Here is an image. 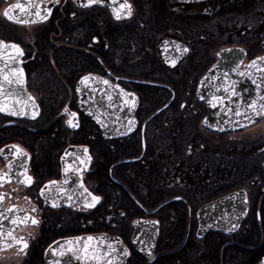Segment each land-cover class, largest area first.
I'll use <instances>...</instances> for the list:
<instances>
[{"label":"flooded vegetation","instance_id":"flooded-vegetation-1","mask_svg":"<svg viewBox=\"0 0 264 264\" xmlns=\"http://www.w3.org/2000/svg\"><path fill=\"white\" fill-rule=\"evenodd\" d=\"M28 1L44 11L51 7V15L16 25L3 12L19 0H0V39L24 50L25 93L39 114L0 111V149L7 162L24 165L14 171L26 167L35 183L26 188L13 176L0 193L11 197L3 209H22L19 216L40 223L14 231L29 244L27 255L6 245L0 264L64 261L59 255L48 260L47 250L94 235L119 238L131 253L125 264H264V121L213 131L195 95L201 76L226 49L241 55L239 69L264 56V0H128L133 16L120 21L111 0L92 8L78 6L80 0ZM88 74L137 97L128 134L116 135L115 102L107 112L98 107L101 91L109 94L106 85L79 86ZM252 77L258 86V72ZM90 95L97 104L92 118L79 107ZM65 107L77 114L78 127L68 126ZM13 145L28 156L14 159ZM88 156L90 163L81 165L77 157ZM68 164L82 171L65 174ZM6 171L0 156V173ZM52 180L57 184L45 200L40 189ZM81 183L101 197L94 208L77 201Z\"/></svg>","mask_w":264,"mask_h":264},{"label":"snow or ice","instance_id":"snow-or-ice-1","mask_svg":"<svg viewBox=\"0 0 264 264\" xmlns=\"http://www.w3.org/2000/svg\"><path fill=\"white\" fill-rule=\"evenodd\" d=\"M54 3L59 4L60 0H54ZM117 3H118V0H111V5H108L112 7L114 18L117 21H120L122 19H130L133 16V5L129 3L128 0H123V2L119 3L118 7H115ZM103 5H105V0H80V3L78 6L83 7V8H92L94 6H103ZM15 9H19L21 12H28L29 10L35 9V11L31 12V14L35 16H39L41 20H47L48 17L52 13L51 7L47 8V10L44 11L43 9L38 8L36 3H29L28 8L26 9L22 3H17L3 12L4 17H6L8 20L14 21L15 23H26L27 22V21H22L10 15V11H13ZM73 15H75V13H73ZM32 23H35V21H32ZM164 43L165 45H167L170 42L165 41ZM0 49H11V50H14L15 52L14 56H9V59L12 61L13 66L9 67V65L6 64L5 68H0V75H2L3 80L6 81L9 85L16 83L20 85V89H22L23 84H24L23 69L22 68L17 69L14 65H16L17 63H23L21 58L25 54L24 50L20 47L19 44L6 43L5 40L3 39H0ZM176 49L177 51H182L183 53H187L189 51L188 48L182 47L181 45H176ZM257 61L264 63V57H258L256 60H253L251 64L249 65V67L257 68L258 71H264V69L260 68ZM171 63H172V66L174 67L176 64V60L173 59ZM6 69H9V70H8V73L5 75L4 73ZM238 69H239V65H237V67L234 68L232 71L237 72L241 76L245 75V73L239 72ZM13 75H15L16 77L15 80L11 78ZM211 79H219V77H205V80H211ZM223 79L225 83L221 87H223V91L225 95L218 96L213 93H210L211 99L207 101L208 104H210L214 108L217 106L218 103L221 105H225L226 100L228 102H231V97L238 95L236 91L237 82L229 81L228 72L223 73ZM90 81H96L98 83H102L103 85H106L109 88H119V85H113L110 80L101 79L97 76H93L92 74L84 75L79 78V84L85 87L88 86ZM201 83L203 85L204 81H202ZM253 83H255V80H253ZM210 86L215 87L216 92H220L221 90V87H217L215 85H210ZM257 87H259V85ZM81 90H82L81 88L75 89V91L77 92H80ZM13 91H15L17 94L19 93V89L13 90ZM91 91L95 92L96 89L93 88ZM120 93L124 97V104L130 106V108H134L135 99L134 98L132 100L128 99V97L132 96L133 94L125 92L124 89L122 88L120 89ZM0 94H4V88L2 85H0ZM11 94L12 93L10 92L9 95ZM103 94L107 96V99L110 102L108 104V107L111 108L113 106L111 103L113 100V97L107 92H104ZM27 99L31 101L32 107L34 109L33 118H35V116L39 114L38 105L36 104L35 98L32 97L31 95H29ZM200 99L203 100L204 97L201 96ZM259 100L264 101V95H260ZM81 102L83 103V101ZM16 103H20V101L17 100ZM181 106L184 107V105H181ZM239 107L240 106L237 105L235 110H233L232 108H228V111H231L234 113L235 116L242 117L244 120L248 121V124H241L240 121L237 120L235 123L239 125L240 127L248 128L249 125L255 126L257 124V119H256L257 117L260 118V121H264V103H259L257 100L253 99L250 103L247 104L246 110L244 112H241L239 110ZM247 109H251V114L248 113ZM3 110L4 109L0 108V111H3ZM64 113L70 117L67 120V124L69 127L76 128L79 126L77 123V114L75 112H71L67 107H65ZM10 114L18 115L19 113L17 111H12ZM90 115H95V114L90 113ZM96 120H97V123H102L99 117H96ZM134 123H135L134 121H131V120L129 121V129H128L129 131L131 130V125ZM204 123L207 124V121L205 120ZM220 130L222 131L223 129H220ZM8 151L11 152L14 159L17 157H27L28 156L27 152H25L22 148L16 145H13L12 148L9 149ZM83 151L85 154H87L88 149L85 148ZM0 156H3V158L5 159L6 168H7L6 172L0 173V188H2L5 185V183H10L11 180L13 179V176H15L18 183H23L26 188H30L32 184L35 183L33 177L27 174L28 170L26 167L24 168L23 172L14 171V169H16L17 167H24V165L23 164L17 165L16 163H13V162H7V154L5 153V149H0ZM77 159L79 160L81 165L90 163L91 161L90 156L87 157V160L80 159L79 157H77ZM69 170L76 171V172L82 171V169L78 167L73 168L72 164H68V166L65 168V174H67ZM21 177H23L22 180H21ZM65 183H67V180H65ZM56 184H57V181L52 180L49 182V184L44 185L40 189V195L43 196L45 200L49 199V197H47L45 193L49 191L51 187L55 186ZM80 188L82 189V191L80 195L76 197V199L78 202H81V198H83L82 206L84 208H94L98 203H100L101 197L93 195L91 192H89L88 189L84 187L83 183L80 184ZM13 191H16V190L14 189ZM58 191L64 192L65 189L59 188ZM10 198L11 197L8 194L0 193V242L6 243L9 248L12 247L13 244H15L17 246V255L24 254L26 256L29 244L26 241H24L22 238L17 239L14 234V230L12 229L5 230L3 226V221L10 220V223L12 225H17L19 223H28V222H30L32 225H38L40 221L37 220L35 217L29 216V215H25L23 217L15 216L14 218H10L11 214L22 211V209H18V208H7V209L2 208L3 202L6 199H10ZM177 198L179 199V197ZM67 199L68 201H72L73 196L67 195ZM137 203L139 204V201H137ZM57 206L58 205L55 202L51 204V207H57ZM140 207H143V205H140ZM37 211H38L37 208L35 207L32 208V212H37ZM153 223H158V221H155ZM87 239L91 241L95 238L92 236H89ZM102 239L107 240L108 238L102 237ZM2 243H0V252L6 251V249L2 246ZM116 245H121V247H117ZM97 247H100V246L98 245ZM67 253H71L72 257H74L76 260H81V255L79 254V250H74L72 248H68L64 251H60L58 255L63 257ZM53 254L56 255V253H53ZM130 255H131L130 251L126 247H122V241H119V240H116L115 244L107 243L105 246L101 248L99 252H96L95 250H93L90 256H89L88 247L87 246L84 247V259L86 260L90 259L91 261H94L95 264H124V258L130 257ZM147 255L149 257L153 256L151 250L147 252ZM0 259H2V257H0ZM52 264H61V261L54 260ZM64 264H71V260H65Z\"/></svg>","mask_w":264,"mask_h":264},{"label":"water","instance_id":"water-1","mask_svg":"<svg viewBox=\"0 0 264 264\" xmlns=\"http://www.w3.org/2000/svg\"><path fill=\"white\" fill-rule=\"evenodd\" d=\"M19 3H22L25 8H28L29 3H33V1L28 0H19ZM15 5V4H14ZM13 5H9L5 10L9 9ZM35 11V9L29 10L28 12H21L19 9H15L13 11H10V15L22 20L27 21L26 23H15L14 21L8 20L6 17L5 19L8 22L14 23L16 25H28V24H34L32 21H35V23L40 20L39 16L32 15L31 12ZM224 51L223 60L216 63L207 73L203 74L201 78L199 79L195 95L198 98V100L205 104L208 110V115L205 118L207 121V126L211 128L213 131L222 132V131H229V130H237L242 129L243 127H240L235 122L237 120L240 121L241 124H248L247 120H244L242 117L235 116L233 112L228 111V108H232L233 110L236 109L237 105H239V110L241 112H244L246 110V106L248 103H250L253 99L257 100L259 103H264V101H260L259 97L260 95H264V71H258L257 68H250L249 65L252 61H250L247 64H244V67L242 69H238L239 72L245 73V75L241 76L237 72L232 71L234 68L239 65L240 67V56L241 55H235L233 50ZM233 51V52H232ZM15 53L12 52L11 49H0V68H5V65H9V67H12V61L9 59V56H14ZM230 57H235L232 62L229 61ZM264 57V56H262ZM164 59V56H163ZM166 62V59H165ZM167 63V62H166ZM260 68L264 69V63L257 61ZM17 69L21 68L20 63H17L14 65ZM9 69L5 70V75L8 73ZM228 72L229 74V81H236V91L238 93L237 96L231 97V102L225 101V105L217 104V106L214 108L210 104H208V100L211 99L210 93H213L218 96L225 95L223 91V87H221L225 81L223 79V73ZM258 72L259 74V80L258 84L259 87H257V83H253V80H255L254 77H252V74ZM205 77H219V79H211V80H205ZM13 80L16 79L15 75L11 77ZM23 81H24V74H23ZM202 81H204V84L202 85ZM25 84V83H24ZM20 89V85L13 83L9 85L6 81L3 80L2 75H0V85L4 88V94H0V108L4 109L1 112H4L6 114H10V111H17L20 116H26L25 114H28V112H31L33 114L34 109L32 107L31 102L27 99L25 88ZM116 85V84H113ZM210 85H215L217 87H221L220 92H216L215 87H211ZM79 86L83 89L84 86ZM103 89V86H101ZM19 89V93L17 94L13 90ZM106 90L109 91V94L114 98V101L112 100V103L115 102V112L117 114L116 122H117V133L116 135H122V134H128L134 127V124L131 125V130L129 131V121H134L133 114L137 106V97L135 95H132L128 97L129 100L135 99V107L130 108V106L124 104V97L120 93V87L119 88H109L108 86L105 87ZM12 93L9 95V93ZM81 96H84V94H81ZM203 96L204 99H200V97ZM93 95H90V102L89 103H81L79 105L80 110L82 112H85L87 115H89L91 118L93 115H90V113L96 114V106L92 102ZM105 97V99H104ZM100 100L99 105L101 111L107 112L108 111V104L110 103L107 99V96L103 94V90L100 93ZM22 99H25L29 102V105L31 107L30 110L28 109V105L26 108V105L22 102ZM19 100L20 103H16V101ZM24 100V101H25ZM27 104V103H26ZM248 113L251 114V109H247ZM96 117V116H95ZM96 119V118H94ZM257 122L260 121V118L257 117ZM103 119L101 118V121ZM251 126V125H249ZM248 126V127H249ZM220 129H223L222 131ZM221 201H217V205L220 204ZM214 208V205H211V211ZM15 216H19L17 213L11 214L10 218H14ZM21 217V216H20ZM30 223V222H28ZM28 223H19L17 225H12L10 223V220L3 221V226L5 230L12 229L16 231L17 229L21 228L25 224ZM95 239L89 241L88 237L78 238V239H71L67 241H62L54 246H52L49 250L46 252V258L48 257H57L58 253L60 251H64L68 248H72L74 250H79V254L81 255V260H76L74 257H72L71 253H67L68 260H71V264H95L94 261H91L90 259H84V247L87 246L89 249V256L91 255V252L95 250L96 252H99L103 246H105L107 243H113L115 244L116 240L121 241L117 237H108L105 235H94L92 236ZM102 237H107V240L102 239ZM2 243V242H0ZM7 244L2 243V246L5 247ZM100 247H97V246ZM117 247H121V245H116ZM122 247L123 244H122ZM53 253H56L54 255ZM67 256H64V261ZM61 258V256H59ZM64 261H61V264H64ZM126 258H124V264H125ZM47 264H52L51 262H47Z\"/></svg>","mask_w":264,"mask_h":264}]
</instances>
